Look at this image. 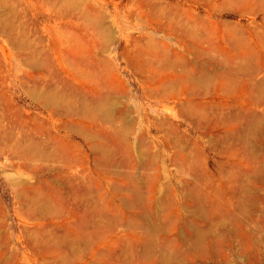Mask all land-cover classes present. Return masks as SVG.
Masks as SVG:
<instances>
[{
	"label": "bare ground",
	"instance_id": "obj_1",
	"mask_svg": "<svg viewBox=\"0 0 264 264\" xmlns=\"http://www.w3.org/2000/svg\"><path fill=\"white\" fill-rule=\"evenodd\" d=\"M200 1L264 13V0L184 3ZM173 3L0 0L8 45L0 46V170L19 172L5 177L30 225L15 236L29 250L14 249L0 194V264H177L207 238L215 252L245 236L249 220L264 228L256 216L264 197V14L239 27ZM23 9L46 22L35 41L20 23ZM128 74L138 75L131 84L147 100L167 110L175 101L187 126L139 102ZM12 75L21 100L9 91ZM25 96L43 111L22 104ZM192 130L224 154L216 172ZM168 161L177 166L173 189L160 186ZM139 163L149 170L146 195L144 179L124 171ZM117 176L124 181L116 184ZM238 216L243 230L232 224Z\"/></svg>",
	"mask_w": 264,
	"mask_h": 264
},
{
	"label": "rangeland",
	"instance_id": "obj_2",
	"mask_svg": "<svg viewBox=\"0 0 264 264\" xmlns=\"http://www.w3.org/2000/svg\"><path fill=\"white\" fill-rule=\"evenodd\" d=\"M166 1H170L172 3L175 2L173 4L178 5L180 7L183 6V7L189 8L191 11H193V12H195V13L201 15V16H211V18H213L215 20H218L219 22L230 21V22L238 25L239 27L240 26L241 27H247V26L251 27V26H253L252 24H254L255 20L261 21L262 18H263V14H264L262 10H260V12L258 14H254V13H246L245 14V13H242L241 11H239L238 9H233V8H224V9L223 8H218V7H215V8L212 7L211 8V7H209L207 4H205L202 1H200L198 3H194V4L193 3H184L185 0H166ZM194 5H196V6H194ZM20 12L22 13L21 16L25 19L24 20V19L21 18L22 21H20V23L23 24V26H25V27L28 26L27 29L30 30V32L32 33L31 34V37H32L31 39H32V41H35L37 39V38H34L36 36V33H35L36 30L35 29L38 28V29L41 30L42 28H44L46 26L45 25L46 22L43 21L41 18L39 20L36 18L34 9H32L29 13L27 12V14L24 11V9L20 10ZM28 16L32 20L29 19ZM136 16L137 15H135L134 17H136ZM32 21H33V23H31ZM38 23H39V25H38ZM127 23L129 25L135 26L136 18H133L130 21H127ZM29 26L32 27V28H30ZM38 26L39 27L41 26V27L39 28ZM32 29H34V30L32 31ZM133 31H134V33H136L137 29H133ZM47 33H49V28L47 29L46 32L44 31V34H47ZM33 39H35V40H33ZM167 39L173 45H179V41L175 37L169 36V38H167ZM123 41H124V39L120 38L119 35H118V39H117L116 45L120 47L119 50H121ZM1 45L5 46V47H8L7 43L4 42V38H3L2 35H0V46ZM122 57H123L122 55L119 57L120 60H122ZM190 57H192V56H190ZM3 58H4V55H3ZM13 59H15V58H13ZM13 71L16 72V67L15 66H13L11 73ZM9 76H10V74H9ZM259 77L261 78V76H259ZM12 78H13V87L9 91L14 94L16 100H21V98L19 96V92L20 91L18 90L19 88L17 87L15 75H12ZM9 79L10 78H8L7 82L9 81ZM135 79H137V80L139 79L138 75H136V76H132V75H129V74L127 75V80L130 83V87L132 85L131 84L132 81L135 80ZM132 86L134 88L135 96L137 97L139 102L146 101V102H148V104L150 106L152 105L153 108L160 110L161 114L171 117V119H173L177 124H180L182 127L183 126H185V127L187 126L188 122H186L184 120V117L181 115V112H178V108L175 107V101L172 100V101L168 102V105L172 106V108H171V110H167L166 105L163 104L160 100H151V101L147 100V98L144 96L143 90H142V88H141V86L139 85L138 82H134ZM0 87H1V84H0ZM17 96H19V99H18ZM25 97H26V101L25 102L23 100L20 101L22 104L24 103V104H27V105H31L30 106L31 110L43 111L42 106H39L40 104L38 102H36V101L32 100L31 98H29V96H25ZM175 115H177L178 117H176ZM65 132H66L65 129H61V133H65ZM67 134L71 138H73V139H75L77 141H81V136L79 134H77L76 132H74L72 130H69V131H67ZM191 134H192V139H194L195 141L199 142V145L202 148V152H203V154H205V156L207 158V162H208V166H209L210 170L213 171V172H216L217 171L216 161H217V159L224 158V154H219V150H217L215 147L212 146V142H214V141H211L212 138H211L210 135H205L203 132L195 131V130L194 131L192 130ZM84 147H85L84 149H87L86 145H84ZM229 150H230V148H226V151L229 152ZM87 152H89V151H87ZM220 156H222V157H220ZM262 157H263V155H262ZM214 160H216V161H214ZM58 164L59 163H56V165H58ZM130 165H129L130 167L129 166L124 167V169H125L124 171L125 172H128L129 170L132 171V172L135 171L133 173L136 174V176H137V178H139V180L142 181L144 179L143 180V183H144L145 182V178L147 177V174H148L149 170L144 165H141L140 163L138 165H135V166L133 164H130ZM161 165L162 166L160 168V172L162 173V179H161L160 186L162 187V186L166 185V187H168L169 189L170 188L173 189V186L175 185V183L178 182L177 181V177L175 176V173L177 171V166L175 164H172L169 161L165 165H163L162 162H161ZM129 168H131V169H129ZM138 170H140V171H138ZM6 172L7 173L8 172L9 173H14V174H18L19 172H17V170L15 168H11V167H6V169L4 171L0 170V194H1V201H2V203L4 205V208H5V213H6L5 220L7 222V230H9L11 232V234L13 235L12 236L13 237V241H12L13 244H11V245L13 246L14 249H17V250L20 249V251L24 250V249L29 250L27 248V246H26V242L25 241H19V240L16 239V237H17V235L19 233L20 234L23 233L22 232L23 227L25 225H27V226H30V225H29V220H27L26 218H23V219H26V220L20 219L18 217V215H17L16 211L20 207V204L17 202V199L14 197V194H13L14 187H15L14 184H11L5 177ZM144 172H146V173H144ZM140 176H141V178H140ZM115 179H117V180H115L116 184L117 183H122L124 181L123 180L124 179L123 176H121V177L117 176ZM143 185H144L143 190L145 191V189H146V191H145L146 192L145 195H146V194H148V192H147L148 189L146 188L148 186V184H147V186L145 185V183ZM262 188H264V184H263ZM262 188H261V191H260L261 194H262L261 197L264 196V190ZM180 192L181 191H179V193ZM121 194H122V192H121ZM262 199H261L262 201L259 203V206H260V208L262 207L263 209H259L258 210L259 214H258V211H257L256 216L258 218L264 217V197ZM263 219L264 218H261V220H263ZM26 221H28V222H26ZM249 221L251 223V226H249L250 225L249 222H247L245 224V229H246V233H247L245 235L246 237L243 236L242 233H240L242 235L239 234L238 236H232L231 238L227 239V241H229V240L230 241L226 242V244L224 246H222L224 248L221 247L220 250L215 251V252L213 250H211L212 247L210 245L211 244L210 238H207L204 241V243H203L202 249L199 252L196 251L197 252L196 254L194 253L195 256L192 254L193 252H195V251H193V252L190 253L191 256L180 257L179 260L177 261V264H196L197 262H198L197 264H220V263L221 264L222 263L223 264H264V234H263L264 233V228L261 227L260 229H258L256 223H254L251 220H249ZM241 223H242V221L240 219V216H238L237 219L235 220V222L232 223V224L234 225L235 228L242 229V226H241L242 224ZM252 224H254V225H252ZM262 224L264 225V223H262ZM261 235H263V236H261ZM239 236H242V237H239ZM259 236H261V237H259ZM249 239H252L253 241L249 240ZM208 241H210V242L208 243ZM249 241H250V243H249ZM233 242H235V243H233ZM251 242H253V243H251ZM14 243H15V245H14ZM229 243L231 245H229ZM206 245H208V247ZM254 246H256V247H254ZM242 247H243L244 250L242 249ZM237 248H239V249H237ZM246 248H247V250H246ZM251 248H252L253 252L251 251ZM255 249H258L259 251L255 250ZM208 250H210V251H208ZM203 251H205V252H203ZM257 251H258V254H257ZM210 252H212L213 254H211ZM203 253H204V255H203ZM196 256H197V258H196ZM199 256H200V258H199ZM180 259L183 260V261H180ZM250 259H252V260H250ZM254 259H255V261H254ZM216 262H218V263H216ZM57 264H66V263L59 262Z\"/></svg>",
	"mask_w": 264,
	"mask_h": 264
}]
</instances>
